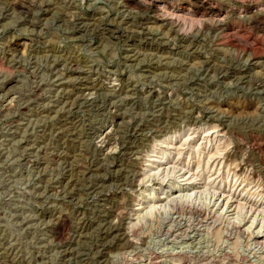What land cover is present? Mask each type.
I'll return each mask as SVG.
<instances>
[{
	"label": "rangeland",
	"instance_id": "374dc122",
	"mask_svg": "<svg viewBox=\"0 0 264 264\" xmlns=\"http://www.w3.org/2000/svg\"><path fill=\"white\" fill-rule=\"evenodd\" d=\"M15 1L0 264H264V0Z\"/></svg>",
	"mask_w": 264,
	"mask_h": 264
},
{
	"label": "bare ground",
	"instance_id": "6f19581e",
	"mask_svg": "<svg viewBox=\"0 0 264 264\" xmlns=\"http://www.w3.org/2000/svg\"><path fill=\"white\" fill-rule=\"evenodd\" d=\"M8 1V0H7ZM15 1V0H14ZM7 3V2H6ZM12 5L15 7V8H17L18 10H20V11H25V10H28L29 8V6L27 5H25V3L23 2V1H20V2H17V1H15V2H13L12 3ZM82 75V74H81ZM93 99V98H92ZM101 143V142H100ZM104 143V142H103ZM165 143V142H164ZM164 143H162V144H164ZM105 144V143H104ZM102 146V145H101ZM165 147H167V146H165ZM164 146H161L160 147V155L161 154H164V153H167L166 151H164L165 149H163V148H165ZM154 154V153H153ZM156 154V153H155ZM158 154V155H159ZM159 155V156H160ZM152 158V160L150 159L148 162H151L150 164L151 165H153L154 163L156 164V160H154L153 159V157L154 156H151ZM162 157V156H161ZM150 158V157H149ZM155 158V157H154ZM159 160V159H158ZM186 170V169H185ZM188 173V175H190V173H189V171L187 172ZM185 176V175H184ZM192 176V175H191ZM191 176H189V177H191ZM193 177V176H192ZM180 178H183V177H180ZM195 180V179H194ZM182 181H185L184 179L182 180ZM184 185H186V184H184V183H180V182H177V185L175 186H169L168 187V191L165 193V195L163 196V197H161V198H159V200H157V202H160V201H162V200H166V201H170V202H172L173 200H177L178 198H181L182 197V191L184 190V189H182V187L184 186ZM186 191H189V190H186ZM185 191V192H186ZM150 192H151V194H150V196H153L154 195V189L153 190H150ZM173 192L175 193V192H178V193H181L179 196H173L172 194H173ZM183 196H185V197H190V194H187L186 193V195H183ZM153 198V197H152ZM183 198V197H182ZM165 202V201H164ZM222 203V202H221ZM167 204V203H166ZM169 204H171V203H169ZM163 205V204H162ZM228 205V202L225 204V206H227ZM241 206H239V203H238V206L241 208L242 207V204H240ZM170 206V205H169ZM240 208H238V209H240ZM236 210H237V208H236ZM239 216H237V218H238ZM253 219H255V218H253Z\"/></svg>",
	"mask_w": 264,
	"mask_h": 264
}]
</instances>
